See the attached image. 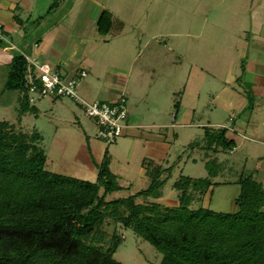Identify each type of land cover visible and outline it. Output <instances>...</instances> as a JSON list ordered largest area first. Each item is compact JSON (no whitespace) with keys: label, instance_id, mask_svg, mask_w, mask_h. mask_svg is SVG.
Returning a JSON list of instances; mask_svg holds the SVG:
<instances>
[{"label":"rangeland","instance_id":"1","mask_svg":"<svg viewBox=\"0 0 264 264\" xmlns=\"http://www.w3.org/2000/svg\"><path fill=\"white\" fill-rule=\"evenodd\" d=\"M32 11L31 17L22 16L27 36L14 42L19 50H7L8 54L25 52L35 57L36 29L41 36L44 30L70 29L76 26L73 21L81 20L85 37L81 44L76 43L78 50H68L78 60L69 61L76 69L71 65L73 70L67 69L87 72L79 97L93 104L104 101L100 100L101 90L113 91L117 97L126 95L129 120L132 118L135 127L108 144L98 136L97 120L87 116L80 103L70 97L53 100L37 99V95L18 123L23 94L4 91L9 69L0 65V120H9L25 132L40 133L47 171L96 182L100 165L96 154L104 155L106 148L93 151L94 139L106 144L111 171L123 188L108 195V201L149 187L151 179L142 165L147 160L150 169L161 167V178H168L162 197L149 201L177 206L180 192L173 184L182 176L209 178L210 171L213 176L209 179L215 185L191 208L223 213L237 210L238 181L251 174L264 157V146L241 136L250 138L244 124L257 121L253 99L264 92L262 87L259 91L252 88L243 56L256 51L258 60H264V0H38ZM105 11L112 14L113 25L109 34L102 35L97 25ZM3 32L8 36L4 26ZM10 46V39L0 41V48ZM71 46L70 42L68 48ZM53 68L64 77L72 75L63 72L65 67ZM258 73L263 75L264 70ZM28 95L32 97L30 92ZM239 99L246 103L242 111L235 108ZM258 118L264 122V110ZM236 124L240 131L232 132ZM225 126L237 146L233 151L221 148L217 152L208 145L205 131ZM260 132L264 134V125ZM260 183L264 186V181ZM144 201L137 199L138 204ZM103 229L108 239L114 231L124 236L114 255L117 261L161 263L163 255L133 230L122 229L112 219L106 220Z\"/></svg>","mask_w":264,"mask_h":264},{"label":"trees","instance_id":"2","mask_svg":"<svg viewBox=\"0 0 264 264\" xmlns=\"http://www.w3.org/2000/svg\"><path fill=\"white\" fill-rule=\"evenodd\" d=\"M112 20L105 11L97 32L109 34ZM8 69L4 91L23 94L21 123L32 103L29 63L19 53ZM16 127L0 120V264H123L114 255L124 236L114 231L108 239L103 229L107 219L153 245L163 255L160 264H264V186L252 175H242L238 181L234 212L191 208L215 185L210 171L209 178L180 177L173 184L180 192L178 205L165 206L148 199L162 197L168 178H161V167L152 170L144 160L149 187L108 201V195L123 189L111 171L108 149L96 182L52 173L46 170L48 157L39 146L40 133ZM227 131L207 128L205 138L211 149L236 147ZM138 198L145 201L138 204Z\"/></svg>","mask_w":264,"mask_h":264},{"label":"crops","instance_id":"3","mask_svg":"<svg viewBox=\"0 0 264 264\" xmlns=\"http://www.w3.org/2000/svg\"><path fill=\"white\" fill-rule=\"evenodd\" d=\"M37 3H38V0H0V23L7 29V32H8L7 37L10 39V42L13 45V46H10L9 49L0 48V65L8 67V65L13 59V56L11 54H8L7 50L9 51L19 50L18 48L19 46L16 45L17 43L14 44V42L24 41V37L27 36V26L23 22L22 16L25 15V16L31 17L33 14L32 10L35 9ZM74 22L75 21H73V24L76 25L75 27L74 25L70 29H67L66 27H62L59 31H56V32H53V30L49 32L48 30H44L41 36L38 34L39 32L36 29V31L34 32L36 37L33 40V45L35 47L36 56L31 57L25 52H22V54H25L26 56L33 58V59H36L37 57L40 60L49 62V64L57 68H60V69L62 67H65L63 72L66 73V75H68V72L73 73L74 71H67V69L68 68L71 69L72 63H69V61L72 59L74 60L73 54L75 53L74 52L69 53L68 50L73 51V49L75 48L78 50V46H76V43L77 42L80 43L81 42L80 39H83L85 37V33H83V28L81 27V20H77L75 23ZM259 31L260 30H258V32ZM77 35L79 38L78 40L76 37ZM70 42L72 46L71 48H68V45L70 44ZM79 47L81 48V46ZM243 56H246V59L248 62L246 65V68H247V71H249L248 75H250L249 80L252 82V88L255 87V89L259 91V87L264 88V73H262L263 75H259L258 73V70H262V69L264 70V60L263 61L258 60L259 53L256 51L247 52V54L245 53L243 54ZM77 61H78L77 59L74 60V62H77ZM74 67L72 68L76 69ZM259 84L263 86L261 85L258 86ZM110 87L113 88L112 86ZM100 97H101L100 100L110 101V100L115 99L117 95L113 91L107 92V91L101 90ZM253 101L255 103V107H258L257 109L258 113L264 110V92L261 94H256L255 99H253ZM235 104H236L235 108L240 111H242L246 105V103L245 102L243 103L241 99H239L238 102H236ZM258 113H257L256 122H252V124H248V125L244 124V127L247 129V132L250 133L249 135L250 138L246 137L245 135L241 133L240 134L245 139L250 140L254 142L255 144L264 146V134H261V132L259 133V130L262 127V125H264V122L260 121V119L258 118ZM131 119L132 118H130V121L128 124L133 128L134 125L131 124L133 123ZM235 121L237 122V120H234V122ZM224 128H226L227 130L230 129L227 126H225ZM231 131L232 132L240 131L238 130L237 124L235 126L234 125L232 126ZM241 132L243 133L244 131H241ZM245 134H248V133H245ZM227 137H228V134H227ZM91 143H92L93 151L99 150L100 148L107 149L106 144H100V142H98L97 140L93 139ZM235 143L237 146L236 141ZM96 157H98L97 160L101 164L104 158V155L101 156L99 154H96ZM250 173H251L250 175H252L254 179L258 180V182L264 181V157H261L257 161L256 168L250 171Z\"/></svg>","mask_w":264,"mask_h":264},{"label":"built area","instance_id":"4","mask_svg":"<svg viewBox=\"0 0 264 264\" xmlns=\"http://www.w3.org/2000/svg\"><path fill=\"white\" fill-rule=\"evenodd\" d=\"M8 41L0 23V41ZM13 46V45H12ZM14 48V47H13ZM29 63L27 73L30 101L41 98L58 99L70 97L85 108L87 116L95 118L99 126L98 136L108 144L115 143L131 128L126 122L129 116L126 95H121L110 101H100L89 104L79 97L78 89L87 76L84 69H78L70 77L53 68L51 64L40 59H33L23 54Z\"/></svg>","mask_w":264,"mask_h":264}]
</instances>
